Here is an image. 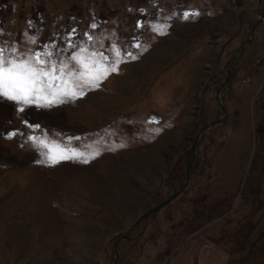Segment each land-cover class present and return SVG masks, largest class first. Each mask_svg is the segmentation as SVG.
<instances>
[{
	"label": "rangeland",
	"instance_id": "rangeland-1",
	"mask_svg": "<svg viewBox=\"0 0 264 264\" xmlns=\"http://www.w3.org/2000/svg\"><path fill=\"white\" fill-rule=\"evenodd\" d=\"M261 7L0 0L9 58L51 52L75 71L121 53L83 97L38 107L0 95V264H110L117 251L114 264H264ZM218 90L226 116L195 144L183 189L141 217L183 184L196 135L223 114ZM45 135L99 154L53 165L29 140Z\"/></svg>",
	"mask_w": 264,
	"mask_h": 264
},
{
	"label": "snow or ice",
	"instance_id": "snow-or-ice-1",
	"mask_svg": "<svg viewBox=\"0 0 264 264\" xmlns=\"http://www.w3.org/2000/svg\"><path fill=\"white\" fill-rule=\"evenodd\" d=\"M185 18H187V13ZM51 55V52H37L32 57L17 60L5 56L4 49L0 48V95L24 105L52 107L64 103L66 99L83 97L86 90L98 88L100 81L107 78L110 73L118 71V65L121 62V53L116 50L117 59L110 65L101 61L85 63L83 59H80L83 70L74 71L67 69V65L60 64L58 66L55 62L44 59L45 56L50 57ZM127 55L131 59H136L131 53ZM73 59L78 58L73 57ZM19 111L23 112L24 108L21 107ZM25 123L27 122L25 121ZM29 127L39 128L40 126L37 124L29 125ZM8 135L11 138L16 133L10 132ZM67 139L70 141L73 138ZM29 140L42 149H46L42 154L47 162L53 165L70 159L88 163L90 158L99 154L97 152L86 156L83 151L56 140H49L47 135L43 138L30 136Z\"/></svg>",
	"mask_w": 264,
	"mask_h": 264
},
{
	"label": "water",
	"instance_id": "water-1",
	"mask_svg": "<svg viewBox=\"0 0 264 264\" xmlns=\"http://www.w3.org/2000/svg\"><path fill=\"white\" fill-rule=\"evenodd\" d=\"M262 2V7H261V10L257 16V18L254 20L253 22V29L257 26V24L262 20L264 19V0H261ZM241 46H243V43L241 44ZM229 80V78H228ZM216 100L221 108V110L223 111V114L218 117L217 119L209 122L195 137L194 139V142L191 146V159L189 160L188 164H187V167H186V175H185V179H184V182L183 184H181L178 188H176L171 194H169L167 197H165L162 201H160L157 205L151 207L150 209L144 211V213L142 214L141 217L147 215L149 212L151 211H155V210H158L159 208H161L162 206H164L165 204H167L168 202H170L173 198H175L179 193L180 191L183 189L184 185L186 184L188 178H189V175H190V170H191V167H192V164H193V158L195 156V144L197 143V141L199 140V138L204 134L205 130L212 127L213 125L217 124L219 121H221L223 119L224 116H226V106L224 105V103L220 100V92L218 90L217 92V95H216ZM129 232V231H128ZM127 237H130V235L127 233V234H124L120 237H118L116 240H115V246L118 245V242L121 238H127ZM118 251L116 252V257H115V260L110 263V264H114L115 261L117 260L118 258Z\"/></svg>",
	"mask_w": 264,
	"mask_h": 264
}]
</instances>
